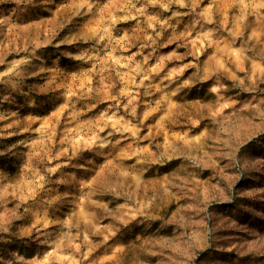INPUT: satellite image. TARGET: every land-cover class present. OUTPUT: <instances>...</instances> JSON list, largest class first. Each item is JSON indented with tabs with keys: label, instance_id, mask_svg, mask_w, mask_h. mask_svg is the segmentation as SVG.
<instances>
[{
	"label": "rangeland",
	"instance_id": "374dc122",
	"mask_svg": "<svg viewBox=\"0 0 264 264\" xmlns=\"http://www.w3.org/2000/svg\"><path fill=\"white\" fill-rule=\"evenodd\" d=\"M0 264H264V0H0Z\"/></svg>",
	"mask_w": 264,
	"mask_h": 264
},
{
	"label": "trees",
	"instance_id": "16d2710c",
	"mask_svg": "<svg viewBox=\"0 0 264 264\" xmlns=\"http://www.w3.org/2000/svg\"><path fill=\"white\" fill-rule=\"evenodd\" d=\"M14 246L17 253L26 256L33 254L36 250L40 248V245H37L36 242H34L33 240H30L27 243H24V241L21 240L17 242V244Z\"/></svg>",
	"mask_w": 264,
	"mask_h": 264
}]
</instances>
